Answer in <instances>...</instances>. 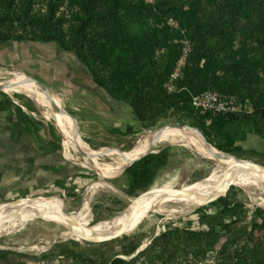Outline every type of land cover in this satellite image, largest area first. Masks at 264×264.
Instances as JSON below:
<instances>
[{
  "label": "trees",
  "instance_id": "trees-1",
  "mask_svg": "<svg viewBox=\"0 0 264 264\" xmlns=\"http://www.w3.org/2000/svg\"><path fill=\"white\" fill-rule=\"evenodd\" d=\"M8 42L56 43L75 54L95 85L127 104L146 130L170 115L185 117L192 124L180 125L199 129L215 148L238 159L235 144L244 125L264 138V0H0V45ZM186 42L189 50L179 66ZM204 92L233 96L253 110L245 116L202 112L191 101ZM0 96V112L12 111L19 122L37 129L6 93ZM168 159L165 149L126 167V193L134 196L151 186ZM236 191L230 186L196 211L208 231L166 227L137 258L110 264H136L141 258L156 264L177 252L176 241L185 251L190 247L205 255L214 251L221 231L227 240L215 264H264V209L256 208L249 222L239 225L250 211ZM210 208L216 213L207 214ZM27 259L39 260L0 250V264H26ZM51 259L44 258L49 264Z\"/></svg>",
  "mask_w": 264,
  "mask_h": 264
},
{
  "label": "rangeland",
  "instance_id": "rangeland-1",
  "mask_svg": "<svg viewBox=\"0 0 264 264\" xmlns=\"http://www.w3.org/2000/svg\"><path fill=\"white\" fill-rule=\"evenodd\" d=\"M59 48L56 43L30 42H9L0 46V84L7 83L8 85V82L14 81L15 84L28 85L31 81L39 88L41 94L49 96L48 99L54 100L68 114H71L76 123L74 125L72 119L63 111L64 122L67 126H62L60 122L55 120L56 112L54 109L40 104L34 100L32 95L18 88L11 90L10 95L22 94L30 98V101L26 102L29 106L34 107L35 111L28 114L35 122L40 133L38 145L41 156H38V150L31 148L29 149L30 157L35 159L32 165L35 168L38 167V169L22 170L23 168L27 169L31 164L24 165L22 163L20 165L22 169L19 170L22 171L21 173L16 174V169L11 168L5 172V178L1 176L0 221L3 215H7L16 205H28L56 218H64L70 214L78 213L85 198L93 192L90 198L91 205L88 206L86 216L82 221L84 222L82 227L81 225L73 228L65 227L42 219L39 214H30L21 220H18L21 218V214L14 215L11 217L10 222L15 224L18 221L0 235V250L19 252L39 259L38 261L27 259L26 264H49V261L44 260L46 256L52 258L51 264H84L81 259L87 260L90 264H110L115 256L129 262L150 247L153 240L160 236L166 227H172V229H177L179 232L188 230L196 233L208 231L207 224L201 223V215L196 212L199 208L194 209L200 206L201 202H204L209 196L218 194L225 185L237 188V198L250 211L247 218L239 225L249 222L252 211L256 208L264 209L254 193H247L234 183L227 181L224 176L218 183H215L191 203L192 198L189 202V204L191 203L189 209L196 200L198 202L188 211L175 214H170V212L158 213L156 211L138 212L127 215L126 218L121 220L128 210L129 199L138 198L143 194L142 197L147 195H149L147 197L154 195L173 196L177 190L185 186L197 189L213 171L221 168L223 164L211 153H204L192 144L169 145L157 143L154 152L159 153L167 149L169 152L168 163L158 172L151 186L144 191H139L134 196L128 195L126 189L129 182L123 172L130 162L112 168L97 167L95 162L103 159L102 161L108 163L112 158L121 159V157L128 156L139 141L145 140L156 130L171 127L177 129L165 131L170 135L171 133H182L179 129L188 131L190 128L185 125H191L193 121L185 117L170 115L163 118L154 128L146 130L136 119L132 122L128 118V121L121 123L118 122L117 116H107V113H117L115 108L109 109V112L103 111L105 116H102L97 113L99 109L87 108L79 99L75 102L70 99L62 102L63 98L59 92L62 85L58 80L61 78L60 71L59 74H56L50 66L47 67L34 61L38 57L40 61L46 58L55 59L56 55L54 56V53H57ZM58 61L57 65H63L65 72L72 76L74 81L77 80L75 78L77 70H67V65L71 61L67 62L66 60L63 62L61 59H58ZM49 75L52 76L51 78H55L56 81L50 82ZM80 78L85 79L89 87L92 86L91 78L88 77V79L84 75H80ZM34 79L44 83L49 91L42 88ZM68 79L72 78L68 77ZM65 88L67 87L65 86ZM0 92L6 93L3 90ZM99 92L102 94L101 90ZM16 96L19 99L21 98L20 95ZM132 116L134 115L132 114ZM181 122L185 125H180ZM65 131L68 133L66 136L76 147L82 148L83 151L92 154V156L84 153H71L63 140ZM249 132H253V126L244 125L241 128L239 141L247 137ZM200 133L203 135L201 131ZM210 140L212 142L217 141V139L214 140L213 134ZM52 142L56 143L60 149H54ZM152 146L143 149L139 153L149 150ZM235 146L240 148L234 152L239 159L264 166V141L259 140L255 146L250 143L246 146L241 143L235 144ZM63 152L85 168L71 162ZM219 155L225 158L226 161L234 160L242 165L244 164L237 158ZM246 168H249L254 175L264 181V173L261 170L253 167ZM15 176L18 178V182H12ZM258 184L264 187L262 183L258 182ZM104 185H109L112 189L109 191L105 187H98ZM204 206L206 207L207 204L201 207ZM206 213L213 215L216 213V209L210 208ZM134 219L136 220L132 221ZM226 221L229 222L230 219L226 218ZM120 222L121 225L116 226ZM128 223L130 224L123 229H128L125 234L107 237L110 233L120 230ZM109 225L115 227L111 228ZM64 231L76 232L81 235L79 237L65 235L61 238V233ZM86 232L88 233L85 234ZM226 240L225 232L221 231L220 241L214 247V251H210L205 255L194 252L190 247H186L185 251L180 241H176L175 243L179 246L177 252L167 253L163 260H159L156 264H215L219 256L218 253ZM73 256H81V259L77 260ZM136 264L148 263L145 258H141Z\"/></svg>",
  "mask_w": 264,
  "mask_h": 264
},
{
  "label": "bare ground",
  "instance_id": "bare-ground-1",
  "mask_svg": "<svg viewBox=\"0 0 264 264\" xmlns=\"http://www.w3.org/2000/svg\"><path fill=\"white\" fill-rule=\"evenodd\" d=\"M14 88L15 89L18 88V89L26 92L27 94L32 95L34 100L38 101L42 105L49 106L50 108L53 109V106L51 104V100L47 98L49 96H46L45 94H41L39 91V88L36 85H34L33 83H31V81H30V83H28V85H26V84H15L14 81L8 82V85H7V83L0 84V89L3 90L4 92L8 93V94H10L11 90ZM63 117H64L63 113H60V114L56 113L55 114V120L60 122L62 124V126H67V124L64 122ZM53 122H54V120H53ZM167 130L168 131H174L177 129L171 127V128L160 129L158 131L156 130L155 132L150 134L145 140L139 141L136 144L134 150L128 156H125L123 158L121 157V159L112 158V159H110V161L108 163H105V161H102L103 160L102 159L98 162H95V165L97 167H105V168L122 166L125 164L127 159L133 157L131 159L130 163L127 165V166H129V165H131V163L134 160H136L140 155H142L144 153V152L139 153L140 151H142L145 148H148L151 145H154L155 143L169 144V145L186 143V144H192L194 147L199 148L204 153H211L214 157H216L223 164V166L221 168L213 171L210 174V176L208 177V179L197 189H192L188 186H185V187H182L181 189L177 190L173 196H155L154 195V196L147 197V196H149V195H147V196H144L147 198L141 197L140 199H137V198L129 199L128 210L125 212V214L121 220L126 218L127 215L136 214L138 212L156 211L158 213L159 212L160 213L170 212V214H172V213L175 214V213H181V212L188 211V209H189L191 203L194 201V199H196V198L198 199L205 191H207L215 183H218L219 180L224 176H225L227 181L234 183L239 188L245 190L247 193H254L255 197L258 198L259 203L264 207V187L258 184V182H260L264 185V181L261 178H259L258 176L254 175V173L249 168H246V167H250V166H247L245 163L243 164L245 166H243L241 163L234 161V160H227L226 161L225 158H223L222 156H220L216 152H212V151L208 150L206 145L203 144L202 139L199 138L191 130L187 131V130L179 129V131H181L182 133H179V134L171 133V135H170V133L165 132ZM66 135H68L67 131H65V135L63 134V140L66 142L71 153L72 152L84 153L88 156H92V154H87L85 151H83L82 148L76 147L73 144V142ZM137 153H139V154H137ZM64 155L67 158H69V160L71 162H73L74 164H76L80 167H83V166L79 165L78 162L76 160H74L72 157L68 156L65 153H64ZM83 168H85V167H83ZM255 169H257V168H255ZM98 187H105L106 189H109V191L112 189L111 186H109V185L98 186ZM226 188H227V186L225 185L223 187V189L218 194L223 193L226 190ZM92 193L89 194L85 198L84 202L82 203L81 209L79 210L78 213L70 214L64 218H56V217L51 216V215H49V214H47V213H45L39 209L37 210V209H35L31 206H28V205L13 206V208H12L13 210L10 211L7 215H5V216L3 215V218L0 221V235L3 233L4 230L9 229L12 226H14L18 220H21L24 217H28L30 214H39L42 219L58 223V224H61L65 227H69V228L79 226V225H81L82 221L84 220V218L86 216L88 206L91 205L90 204V198H91ZM36 199H38V198H36ZM191 199H192V201L189 204ZM197 202L198 201L196 200L190 209H192L197 204ZM188 204H189V206H188ZM8 205H10V204H8ZM17 214H21V218H19L15 224L11 223L10 222L11 217L14 215H17ZM135 220L136 219H134L132 221H135ZM129 224L130 223L126 224L124 227H122L120 230H118L116 232L122 231ZM119 225H121V222L119 224H117L116 226H119ZM109 226L111 228L115 227L112 225H109ZM88 232H86L85 234H87ZM116 232H112L108 236H110L111 234H114ZM65 235H71L74 237H79L81 234L76 233V232H71V231H64L61 233V238L64 237Z\"/></svg>",
  "mask_w": 264,
  "mask_h": 264
},
{
  "label": "crops",
  "instance_id": "crops-1",
  "mask_svg": "<svg viewBox=\"0 0 264 264\" xmlns=\"http://www.w3.org/2000/svg\"><path fill=\"white\" fill-rule=\"evenodd\" d=\"M6 44L7 43L0 46ZM55 55V59L46 58L42 61H40L39 57L37 56V60L34 61H37L42 65L44 64L47 67L50 66L51 70L56 74H59L58 72L60 71L61 78H59L58 80L62 85L59 89L60 96H62L63 98L62 102L64 100L68 101L69 99L75 102L77 99H79V101L84 103L87 108H92L94 110L99 109L97 113H100L102 116H105V114H103V111L109 112V109L115 108V110H117V113L112 112L114 115L112 113H107V116H117V119L119 120L118 122L121 123H123V121H128V118L132 122L135 121V117L132 116L133 112L127 104L113 99L105 91L95 85L89 71L84 67V65L80 62L75 54L65 52L64 50L59 48L57 53H54V56ZM58 59H61L63 62H65L66 60L67 62L71 61V63L67 65V70H77L75 77L77 80L74 81L73 77L69 76L65 72V68L63 67V65H57V63L59 62ZM80 75H84L86 76V78H91V88L89 87V85L87 84L88 82L85 79L80 78ZM51 77L52 76L49 75L50 82L53 83L54 81H56L55 78ZM68 77H71L72 79H68ZM65 86L67 88H65ZM50 89L53 90L52 88ZM99 90L102 91V94L99 92ZM7 95L15 105L19 106L23 110V112L29 116L28 113H31V111L28 110L27 107H29V105L26 101H30V98L22 94ZM16 95H20L21 98H17ZM39 134L40 133L38 131V128L35 130L34 127L30 126L29 128L25 124L19 122L12 111L0 112V179L1 176H6L5 172H7V170L11 168H13V170L16 169V174L21 173L22 171L19 170L22 169V167H20L22 163H24V165H29V163H31L30 166L27 167V169L23 168L22 170L31 171L33 168H35V166L32 165L34 164L33 161L35 159H33V157H30L29 149L33 148L35 150H38V156H41V154H39V152L41 153V150L38 145L40 136ZM259 140L264 141V138L259 137L253 131L249 132L247 137H245L242 141H238L236 144L241 143L242 145L246 146L250 143L252 146H255L258 144ZM35 169H38V167H36ZM12 182H18V178L15 176Z\"/></svg>",
  "mask_w": 264,
  "mask_h": 264
},
{
  "label": "built area",
  "instance_id": "built-area-1",
  "mask_svg": "<svg viewBox=\"0 0 264 264\" xmlns=\"http://www.w3.org/2000/svg\"><path fill=\"white\" fill-rule=\"evenodd\" d=\"M169 23L177 27L174 20H170ZM188 42L185 44L184 55L179 63V66L183 64L184 59L187 56L189 46ZM180 75L179 70L174 74L173 79H176ZM192 106L201 110L202 112H210L212 114H222V115H241L245 116L253 109L251 106H244L241 104L237 98L233 96H223L214 92H204L192 96ZM1 105V96H0Z\"/></svg>",
  "mask_w": 264,
  "mask_h": 264
},
{
  "label": "water",
  "instance_id": "water-1",
  "mask_svg": "<svg viewBox=\"0 0 264 264\" xmlns=\"http://www.w3.org/2000/svg\"><path fill=\"white\" fill-rule=\"evenodd\" d=\"M34 81H35L36 83H38L40 86H42V88H44L45 90H48V91H49V88H48L44 83H42L41 81H39V80H37V79H34ZM0 91H1V90H0ZM51 104H52L53 109L55 110V112H56L57 114H60V113H62L63 111H65L64 108H62L60 105H57L53 100H51ZM65 113L67 114V116H69L70 119H72V121L74 122V125H76L74 118H73L70 114H68V112L65 111ZM189 128H190V130L193 131V132H194L199 138L202 139L203 144L206 145V147H207L208 150H210V151H212V152H216V153L221 154V155H224V156H227V157H231V158L233 157V158H236V157H234V156H232V155H230V154H228V153H225V152H223V151H220V150H218L217 148H215L214 146H212V145L206 140V138L200 133L199 130H197V129H195V128H192V127H189ZM200 134H201V135H200ZM156 144H157V143H155V144H154L149 150L145 151L142 155H140V156H139L136 160H134V161L131 163V165H129L127 168H129L130 166H132L136 161H138L139 159H141L142 157H144V156H146V155H149V154H156L157 152H156V153L154 152V148H155ZM237 159H238V158H237ZM239 160H240L242 163H245L247 166H250V167H253V168H257V169L261 170L262 172H264V166L258 165V164L253 163V162H249V161L241 160V159H239ZM127 168H126V169H127ZM126 169H125V171H126ZM125 171H124L123 173H125ZM229 187H230V186H229ZM229 187H227L226 190H225L223 193H221V194H215V195H211V196H209L208 198L205 199L204 202H201L200 206H198V207L195 208L194 210H196V209L200 208L201 206L207 204V202H209V201L212 200V199H216V198H218V197H221V196L225 195L226 192L228 191ZM148 193H149V192H148ZM145 194H146V193H145ZM143 195H144V194H143ZM143 195H141V196L138 197L137 199H140ZM35 199H36V198H35ZM13 203H14V202H13ZM194 210H192V211H194ZM127 231H128V229L123 230V231H120V232H116V233L111 234L110 236H107V237H112V236L115 237V236H119V235L125 234ZM107 237H105V238H107ZM86 238H87V237H86ZM90 239H93V238H90ZM101 239H103V238H101ZM119 258H120V257H119Z\"/></svg>",
  "mask_w": 264,
  "mask_h": 264
},
{
  "label": "flooded vegetation",
  "instance_id": "flooded-vegetation-1",
  "mask_svg": "<svg viewBox=\"0 0 264 264\" xmlns=\"http://www.w3.org/2000/svg\"><path fill=\"white\" fill-rule=\"evenodd\" d=\"M116 258H119V257H118V256H115L114 259H116ZM114 259H113V260H114ZM113 260H112V261H113ZM112 261H111V262H112Z\"/></svg>",
  "mask_w": 264,
  "mask_h": 264
}]
</instances>
